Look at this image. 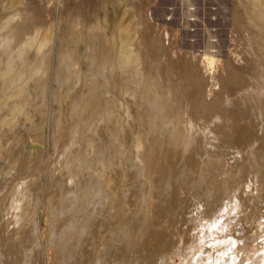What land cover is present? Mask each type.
<instances>
[{"label": "bare ground", "instance_id": "bare-ground-1", "mask_svg": "<svg viewBox=\"0 0 264 264\" xmlns=\"http://www.w3.org/2000/svg\"><path fill=\"white\" fill-rule=\"evenodd\" d=\"M244 1L264 63V0ZM126 17L115 21L105 50L98 45L100 25L94 33L91 25L71 23L64 38L68 48L55 50L50 73L49 39L39 35L41 26L20 11L0 20V58L9 57L0 78L19 69L15 89L0 98V264H46L48 246L53 264H166L158 256L165 229L180 231L192 212L205 223L213 217L215 224L232 204H241V164L229 158L233 163L221 167L217 158L223 154L191 150L186 120L173 119L167 92L155 79L143 83L136 28ZM45 120L50 143L66 128L70 141L52 163L58 170L50 175V194L57 193L37 207V147L44 142ZM167 155L184 163L179 172ZM259 174L264 183V170ZM227 190L232 196L216 203ZM257 213L264 219V211L247 212L249 226ZM42 216L50 228L48 244L39 232ZM218 254L193 264L232 263Z\"/></svg>", "mask_w": 264, "mask_h": 264}, {"label": "rangeland", "instance_id": "rangeland-1", "mask_svg": "<svg viewBox=\"0 0 264 264\" xmlns=\"http://www.w3.org/2000/svg\"><path fill=\"white\" fill-rule=\"evenodd\" d=\"M244 2L0 0V20L11 11H20L31 19L30 23L41 26L39 35L49 39V73L55 50L61 54L68 48L64 38L71 23L79 21L87 27L91 25L93 32L100 25L98 45H103L99 48L105 50L115 21L123 19L125 13L128 16L126 19L132 21L136 28L134 39L136 51L140 53L139 62L145 78L143 83L155 79L161 90L167 92L165 97L168 96L166 98L175 106L174 112H171L173 119L186 120L185 131L191 150L195 149L200 155L206 152L223 154L217 158L221 167L233 163L229 158H237L241 164L244 171V181L238 192L241 204H232L215 224L213 217H208L205 223L196 220V214L192 212L191 222L178 225L180 231L168 227L166 232L165 229L164 236L167 238L162 241L158 256H163L166 264H193L200 256H206V260L208 257L215 259L218 253L227 254L231 264L264 263V226L259 225L264 219L257 213L252 226L244 220L247 212L264 211V183L257 178L264 170V63L258 47V34L247 17ZM114 6H118L117 10H113ZM8 58H0V75L6 71ZM32 64L29 62L27 65L30 67ZM25 68L26 65L21 69ZM18 70L16 65L12 75L0 78V98L15 89ZM49 87L50 102L54 96ZM48 128L49 121L45 120L40 126V135H44V139L41 136V144L44 142L37 147L42 153L37 207L57 193L50 194L53 182L49 178L51 173L57 176L58 170L57 164L52 166V163L60 159L64 144L70 141V132L66 128L56 132L50 143ZM156 155L153 154L154 159L159 157ZM167 158L172 157L167 155ZM172 161L175 163L172 166L174 171L179 172L184 163L177 164L175 157ZM52 169L55 171L52 172ZM232 194L229 190L222 191L216 203L222 204ZM214 209V205L210 207V211ZM39 232L44 243L48 244L50 228L45 216L41 217ZM45 256L46 264H53L50 246Z\"/></svg>", "mask_w": 264, "mask_h": 264}]
</instances>
